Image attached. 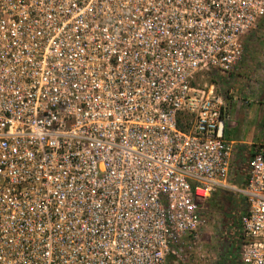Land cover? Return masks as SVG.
<instances>
[{"label": "built area", "instance_id": "built-area-1", "mask_svg": "<svg viewBox=\"0 0 264 264\" xmlns=\"http://www.w3.org/2000/svg\"><path fill=\"white\" fill-rule=\"evenodd\" d=\"M262 18L264 0H0V264L184 261L218 190L247 205L240 263L264 264V145L235 182L232 104L196 83L232 73Z\"/></svg>", "mask_w": 264, "mask_h": 264}, {"label": "rangeland", "instance_id": "rangeland-1", "mask_svg": "<svg viewBox=\"0 0 264 264\" xmlns=\"http://www.w3.org/2000/svg\"><path fill=\"white\" fill-rule=\"evenodd\" d=\"M196 83L200 86L215 83L232 104L227 137L264 145V18L244 37V54L232 73L222 75L211 71L199 75ZM247 148L243 147L235 156V170L237 164H242V171L233 174L235 182L248 172ZM246 207L229 190L214 193L204 209L205 222L197 240L191 244L184 261L171 258V264H241L239 219Z\"/></svg>", "mask_w": 264, "mask_h": 264}, {"label": "crops", "instance_id": "crops-1", "mask_svg": "<svg viewBox=\"0 0 264 264\" xmlns=\"http://www.w3.org/2000/svg\"><path fill=\"white\" fill-rule=\"evenodd\" d=\"M232 127V126H231ZM225 137H226V139H228V140H231V141H234L235 143H236V145H235V155H234V160H235V156L239 153V151L240 150H242L243 149V147H248L247 148V155L249 154V156H250V151L252 150L251 148H252V146H253V143H245V142H243V141H240V140H236V139H233V138H231V137H227L226 136V131H225ZM244 153V152H243ZM248 161L249 160H247V165H246V169L248 168V171H249V165H248ZM235 161H234V166H233V174H234V172L235 171H238V170H240V171H242V164H237V166H236V170H235ZM239 167V168H238ZM233 178H234V176H233Z\"/></svg>", "mask_w": 264, "mask_h": 264}, {"label": "trees", "instance_id": "trees-1", "mask_svg": "<svg viewBox=\"0 0 264 264\" xmlns=\"http://www.w3.org/2000/svg\"><path fill=\"white\" fill-rule=\"evenodd\" d=\"M182 127H184L183 125H181ZM247 177H248V172L246 173L245 177L240 181L236 180L237 183H240V184H244L247 180Z\"/></svg>", "mask_w": 264, "mask_h": 264}]
</instances>
